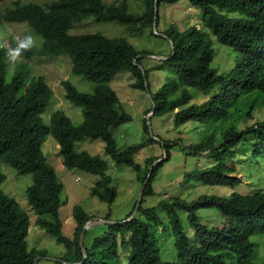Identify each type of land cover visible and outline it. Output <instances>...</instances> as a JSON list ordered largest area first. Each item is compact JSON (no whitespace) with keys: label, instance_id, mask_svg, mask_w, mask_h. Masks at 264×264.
Returning <instances> with one entry per match:
<instances>
[{"label":"trees","instance_id":"16d2710c","mask_svg":"<svg viewBox=\"0 0 264 264\" xmlns=\"http://www.w3.org/2000/svg\"><path fill=\"white\" fill-rule=\"evenodd\" d=\"M155 1L144 0V9L140 14L131 12L125 2L107 4L104 0H50L45 5L16 1L13 6L0 9V27L5 23L26 22L44 38L42 47L24 53L22 62L15 65L16 74L10 82L6 81L9 65L5 49H0V185L5 180L2 163L10 165L19 174L32 175L33 182L27 194L30 206L37 215L35 223L65 245L67 255L62 260L67 264H122L119 261L122 243L131 247L127 264H227L229 261L255 264L251 260L255 243L250 237L264 232L263 191L252 194L234 192L230 196L202 195L194 200L181 197L161 200L158 206L168 214L169 228L178 251L177 261L162 259L159 236L151 230L153 226L161 225V218L156 207L144 208L143 202L146 196L154 194L157 169L171 156L170 141L161 144L166 158L154 167L137 212L146 215L148 222L137 214L126 221L132 212L122 222L105 224L107 229L103 236L96 237L86 248V258L80 236L86 222L93 217L82 206L76 205L73 208L76 222L74 236L71 238L63 231L60 208L64 185L43 153L49 136L56 140L67 168L101 175L91 194L107 203H113L118 194L112 178L106 174L107 162L99 155L77 152L76 142L86 138L103 139L106 153L117 163L133 167L142 185L151 165L160 158L148 157L143 167L136 161L135 155L155 139L150 138L147 142L120 151L112 131L130 121L131 116L122 108L116 91L109 83L119 71L128 70L135 78L133 86L146 89L148 71L143 73L139 67L142 64V57H138L140 51L124 37L109 38L101 33L71 35L69 30L74 23L90 16L98 22L125 25L128 32L153 27ZM157 1L159 9L162 2L174 4L180 0ZM189 1L201 9L202 25L182 31L171 27L165 32L171 38L173 47L169 58L163 62L177 77L169 79L156 92L151 91L155 104L153 115L178 109L175 113L176 125L189 120H228L232 107L241 96L264 93V0ZM158 23L157 17L156 26ZM209 33L238 52L235 66L228 74L221 75L211 66L215 50ZM8 40L14 47L13 42ZM32 52L40 56L67 55L74 73L95 82L93 93L80 90L70 80L61 82L66 98L84 108L81 124L74 126L60 112L53 114L50 124L44 121L43 115L54 92L43 75H32V71L21 72L24 65H30ZM136 59L137 64L134 63ZM217 86L220 92L209 100L179 109L194 98L191 88L208 91ZM178 90L180 94L174 97ZM145 130H149L147 125ZM215 139L208 137L188 146L192 152L214 153L216 162L199 174L187 173L184 179H197L206 185L235 187L242 182V178L235 175L237 168L232 161L236 155L235 148L245 139L251 145L254 158L264 157V119L246 126L241 134L234 128L229 129L218 145ZM200 208L218 209L223 221L215 227L205 225L197 213ZM177 209L188 212L196 241L188 237ZM105 219L109 220L108 217ZM30 221V215L18 201L4 194L0 188V264H35L36 258L47 256L45 250L28 249Z\"/></svg>","mask_w":264,"mask_h":264},{"label":"rangeland","instance_id":"374dc122","mask_svg":"<svg viewBox=\"0 0 264 264\" xmlns=\"http://www.w3.org/2000/svg\"><path fill=\"white\" fill-rule=\"evenodd\" d=\"M37 3L45 5L50 0H0V9L11 7L14 2ZM144 0H104L105 3L125 2L131 12L140 14L144 9ZM159 23L155 27H147L141 31L128 32L126 26L117 22H98L94 16L87 17L72 25L69 30L71 35L86 33H101L109 38L124 37L138 51L142 57V69L148 71V78L145 80L149 89L156 92L171 78L177 74L165 67L161 58H152L148 55L168 56L172 50L171 38L165 32L171 27L182 31L191 26L201 27L202 13L200 8L193 6L189 0H180L177 3L169 4L162 2L158 9ZM7 37L13 42V37L29 32L36 33L26 22L5 23L0 27ZM38 34V33H37ZM215 56L211 63L219 74H228L235 66L238 52L231 46L220 43L215 35L209 33ZM41 36V35H40ZM11 46V45H10ZM39 48V47H37ZM33 48L31 51H35ZM32 52L30 65H24L21 72L32 71V75H43L51 86L54 95L43 115L47 124L55 112H60L65 118L71 121L74 126L81 124L84 120V108L70 102L65 95L62 80H70L80 90L93 93L95 82L83 75L72 71V62L69 56H40ZM6 73V81H12L16 74L15 66H11ZM29 68V69H28ZM135 78L128 70L119 71L110 81L109 85L116 91L120 105L131 116V120L114 128L113 134L116 138L117 149L124 151L138 143L147 142L150 138L155 142L148 143L136 155L135 159L143 167L145 160L150 156H165L163 141H170L171 156L165 159L157 169L153 187L154 194L145 197L144 208L156 207V212L161 218L159 227L153 226L152 231L159 236V250L163 260L177 261L178 251L175 246V237L169 228L170 219L166 210L159 207V202L171 197H181L186 200H194L202 195L230 196L234 192L240 194H252L257 191L264 192V157L254 158L251 152V145L242 141L236 146V155L232 158L237 168L235 175L242 178V182L235 186L206 185L197 179L186 181L185 175L190 172L199 174L203 169L213 166L216 162L214 153L204 151L202 153L192 152L188 146L200 143L208 137H214L215 144L223 140L224 134L231 128L241 134L245 127L264 119V93L243 95L232 107V115L228 120L216 118L208 121L189 120L182 124H175V113L178 110L165 114L153 115L151 112L152 101L148 96L147 89L141 90L133 86ZM195 96L184 107L203 103L220 92L219 86L208 91H197L191 88ZM180 94V90L174 93V97ZM153 110V109H152ZM148 126V131L145 130ZM77 152H87L91 155H99L107 162L106 174L112 178V184L117 188L118 194L113 203L101 201L92 196L93 186L101 179V175L83 171L78 168L69 169L64 164L63 157L59 153L56 140L49 136L43 146V153L48 164L56 171L60 181L64 185L62 193V205L60 217L63 221V231L69 237L74 236L76 222L73 218V208L80 205L96 220L109 218L111 221L122 222L134 212L138 195L142 184L137 171L127 165L117 163L105 151V142L101 138H86L76 142ZM2 172L5 180L1 183L2 192L9 197H14L21 207L30 215L31 223L27 236L28 249L33 248L45 250L47 256L39 258L38 264H65L63 257L67 255L65 245L59 243L54 236L44 228L36 225L37 215L32 210L27 190L33 182L32 175L19 174L13 167L2 163ZM181 216L182 223L188 237L196 241L195 229L189 221L188 212L177 209ZM198 216L202 223L209 227H215L223 221V218L216 208H200ZM137 216L148 222L146 215L138 213ZM106 225H94L86 230L83 238V246L89 248L96 237H101L106 232ZM255 243V251L251 258L255 264H264V232L251 235ZM82 248V247H81ZM130 245L120 244V259L122 264H127ZM67 264V263H66ZM227 264H235L233 261Z\"/></svg>","mask_w":264,"mask_h":264},{"label":"clouds","instance_id":"9594fccd","mask_svg":"<svg viewBox=\"0 0 264 264\" xmlns=\"http://www.w3.org/2000/svg\"><path fill=\"white\" fill-rule=\"evenodd\" d=\"M13 39L15 41L14 47L8 44L6 35L0 32V49H5L7 62L11 66L21 63L25 52L31 51L33 48L42 47L44 42V38L34 32L16 35Z\"/></svg>","mask_w":264,"mask_h":264},{"label":"water","instance_id":"95a60500","mask_svg":"<svg viewBox=\"0 0 264 264\" xmlns=\"http://www.w3.org/2000/svg\"><path fill=\"white\" fill-rule=\"evenodd\" d=\"M157 17H158V1L156 0L155 1V15H154V22H153V25L156 29V21H157ZM171 43H172V47H173V42L171 40ZM149 57H152V58H161V59H168L169 56H157V55H148ZM138 57H141V56H138ZM135 64H137V59L134 61ZM139 67L142 69V66L139 65ZM143 73H145V71L142 69ZM145 85H146V89H147V93H148V96L150 97V99L152 100V104H153V110L151 111V113L153 114L154 112V108H155V104H154V101H153V98H152V94H151V91L145 81ZM165 156L164 157H161L157 160H155V162L151 165L150 167V170H149V173H148V176L146 178V180L144 181L143 185H142V188H141V191L138 195V199H137V204H136V207L134 209V212L133 214L131 215V217L129 219H127L126 221H129L131 220L132 218L135 217V215L137 214L138 212V209H139V206L142 202V199H143V195H144V191H145V188L149 182V178L151 177L152 173H153V170H154V167L159 165L160 162H162L164 160ZM125 221V222H126ZM110 223H116L115 221H111V220H108V219H101V220H96V219H90L86 222V224L84 225V228H83V231L81 233V236H80V244H81V247H82V252L85 256V258L87 257V250L86 248L83 246V238H84V235H85V232L88 228L94 226V225H105V224H110ZM39 263V258H36L35 259V264H38Z\"/></svg>","mask_w":264,"mask_h":264}]
</instances>
